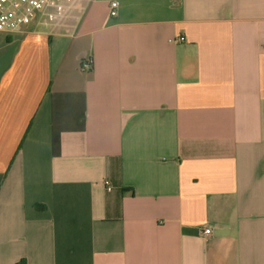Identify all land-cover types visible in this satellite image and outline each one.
I'll return each instance as SVG.
<instances>
[{
    "label": "crops",
    "instance_id": "0c3cea01",
    "mask_svg": "<svg viewBox=\"0 0 264 264\" xmlns=\"http://www.w3.org/2000/svg\"><path fill=\"white\" fill-rule=\"evenodd\" d=\"M0 264H264V0L0 31Z\"/></svg>",
    "mask_w": 264,
    "mask_h": 264
},
{
    "label": "built area",
    "instance_id": "2783aa9c",
    "mask_svg": "<svg viewBox=\"0 0 264 264\" xmlns=\"http://www.w3.org/2000/svg\"><path fill=\"white\" fill-rule=\"evenodd\" d=\"M74 0H0V31L15 32L28 25L33 20L42 21L45 25H59L66 17L64 3ZM118 15V3L110 5V17ZM93 67L91 59L82 64L83 70ZM211 228H206L204 234L210 235Z\"/></svg>",
    "mask_w": 264,
    "mask_h": 264
},
{
    "label": "rangeland",
    "instance_id": "374dc122",
    "mask_svg": "<svg viewBox=\"0 0 264 264\" xmlns=\"http://www.w3.org/2000/svg\"><path fill=\"white\" fill-rule=\"evenodd\" d=\"M87 1L88 0H74V2L70 4L64 3L63 5H65L66 17L60 24H72L76 20L78 14L80 13Z\"/></svg>",
    "mask_w": 264,
    "mask_h": 264
}]
</instances>
